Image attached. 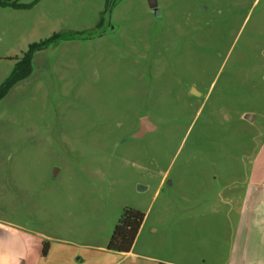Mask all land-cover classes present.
<instances>
[{
    "label": "rangeland",
    "instance_id": "rangeland-1",
    "mask_svg": "<svg viewBox=\"0 0 264 264\" xmlns=\"http://www.w3.org/2000/svg\"><path fill=\"white\" fill-rule=\"evenodd\" d=\"M0 1V86L65 36L0 101V217L42 264H230L264 145V0H114L93 38L69 36L98 30L108 0ZM143 118L157 130L133 138ZM127 207L145 219L118 259Z\"/></svg>",
    "mask_w": 264,
    "mask_h": 264
},
{
    "label": "crops",
    "instance_id": "crops-1",
    "mask_svg": "<svg viewBox=\"0 0 264 264\" xmlns=\"http://www.w3.org/2000/svg\"><path fill=\"white\" fill-rule=\"evenodd\" d=\"M253 166L249 183L250 189L242 200L243 219L239 223L237 240L232 246L230 264H264V145L258 157L253 159ZM102 249L104 248L102 247ZM41 250L37 238L32 237L25 227L7 220L5 217H0V264H42L48 262L50 255L53 254L48 253L45 256ZM101 253L105 254L106 252L101 250ZM114 253L115 257H119L118 259L123 254ZM132 253L131 251L127 255ZM54 257L53 264H76L75 260L73 261L66 255L58 254ZM106 259L105 255L95 254V256L78 257L77 260L83 264L86 260L89 261V264H96L98 261H106Z\"/></svg>",
    "mask_w": 264,
    "mask_h": 264
},
{
    "label": "trees",
    "instance_id": "trees-1",
    "mask_svg": "<svg viewBox=\"0 0 264 264\" xmlns=\"http://www.w3.org/2000/svg\"><path fill=\"white\" fill-rule=\"evenodd\" d=\"M114 0H108L107 3V18L104 17L101 20L99 29L89 33H74L69 36V38H93L100 36L101 33L106 29L104 24L107 21L109 22L111 9L113 7ZM2 5H8L5 2L0 1ZM35 4V3H34ZM34 4L30 5H21V4H12L15 8L29 9ZM106 27V26H105ZM65 36H53L52 38L43 40L39 44H33L30 46V51L25 55V58L22 60L21 64L17 65L11 75L2 83L0 86V101L6 96L10 88L19 82L20 80L25 79L30 74L31 69V58L32 52L34 50H39L47 45L54 43L55 41L64 38ZM67 38V37H66ZM24 67L26 72L23 73L22 70ZM145 219V214L134 208L127 207L123 210V213L116 224L113 233L109 239L107 250L117 253H129L132 251L135 244V240L139 234V231L143 225ZM46 245V244H45ZM43 254H46V248L44 249Z\"/></svg>",
    "mask_w": 264,
    "mask_h": 264
},
{
    "label": "water",
    "instance_id": "water-1",
    "mask_svg": "<svg viewBox=\"0 0 264 264\" xmlns=\"http://www.w3.org/2000/svg\"><path fill=\"white\" fill-rule=\"evenodd\" d=\"M151 2V5L154 7L156 5V0H149ZM115 4V2H114ZM106 32L105 30L101 33V35ZM253 115L252 114H246L245 118L247 120H252ZM157 130V126L153 124L152 122L149 121L147 118H143L141 121V126L140 130L136 132L133 135V138H142L144 137L147 133L154 132Z\"/></svg>",
    "mask_w": 264,
    "mask_h": 264
},
{
    "label": "flooded vegetation",
    "instance_id": "flooded-vegetation-1",
    "mask_svg": "<svg viewBox=\"0 0 264 264\" xmlns=\"http://www.w3.org/2000/svg\"><path fill=\"white\" fill-rule=\"evenodd\" d=\"M194 91V93H197L195 90H193Z\"/></svg>",
    "mask_w": 264,
    "mask_h": 264
}]
</instances>
